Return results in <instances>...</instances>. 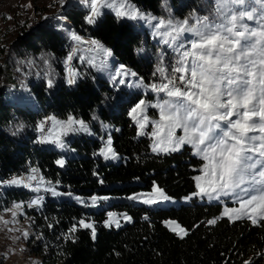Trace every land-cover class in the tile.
<instances>
[{
    "label": "trees",
    "instance_id": "obj_1",
    "mask_svg": "<svg viewBox=\"0 0 264 264\" xmlns=\"http://www.w3.org/2000/svg\"><path fill=\"white\" fill-rule=\"evenodd\" d=\"M128 1L155 17L167 16L170 11L180 18L211 15L214 11L209 6L212 0ZM65 16L76 33L99 41L118 62L140 74L145 83L156 81L160 62L155 55L161 46L147 32L109 13L96 18L95 24H89L88 11L78 7L68 10ZM28 21L8 56L6 46L1 47L0 81L4 78L7 86L21 85V63L28 59L48 60L60 80L52 82V87L45 82L30 84L29 90L41 110L5 101V95L0 97V181L37 167L49 184L61 185L81 196L129 197L151 192L154 185L171 199L192 196L197 191L194 177L200 174L204 162L193 156L188 147L180 153L153 154L152 140L148 136L138 138V128L129 116L131 106L122 101V92L86 67L79 68L75 84L65 82L71 41L57 23L49 21L29 32L34 23L29 18ZM3 58L6 62L9 59L6 68L2 66ZM73 67L76 69L75 64ZM51 115L59 120L71 116L89 124L95 119L111 124L118 130L112 136L113 148L125 162L105 165L94 156L100 142H75L80 157L67 160L61 170L57 161L62 153L52 147L40 149L38 145L40 125ZM37 195L9 189L4 202L23 205L25 218L30 219L35 232V237L28 240L29 250L41 259V264H264V221L257 225L248 219L232 222L222 217L220 204L193 200L178 209H150L115 203L111 210L127 213L133 223L109 230L103 226L105 211L95 214L85 207L50 199L39 208L29 207ZM89 216L97 223L94 240L90 230L79 229L78 225L79 220ZM212 220L216 223H209ZM167 221H176L187 235L177 236L165 225ZM73 225L79 229L75 233H71Z\"/></svg>",
    "mask_w": 264,
    "mask_h": 264
},
{
    "label": "snow or ice",
    "instance_id": "obj_2",
    "mask_svg": "<svg viewBox=\"0 0 264 264\" xmlns=\"http://www.w3.org/2000/svg\"><path fill=\"white\" fill-rule=\"evenodd\" d=\"M60 2L63 4L64 0ZM245 2L212 0L209 5L214 9L212 14L190 17L194 23H190V19L159 20L161 29L170 30L165 33L169 39L164 43L172 44L175 62L170 68L157 67L159 83L141 81L128 85L155 94V102L139 99L129 115L136 122L138 135H147L154 141L153 152L171 154L190 146L193 155L201 158L204 162L200 169L203 175L194 177L197 189L194 196L212 201L232 197L238 207L224 208L225 216L230 220L247 218L257 225L264 221V0H253V4L261 10L259 20L256 19V7L252 11L239 10L245 6ZM90 9L91 15L87 17L89 24H95L96 18L113 10L117 17L147 19L128 0H90ZM244 21L254 22L258 27H249ZM72 39L78 43L84 42L75 33ZM88 43L105 57L112 55L99 41ZM74 55L75 51L68 56V60L72 61ZM92 66L103 70L106 64L102 60L99 65L92 63ZM69 72L68 83L75 84L78 73L72 69ZM116 75L121 77L119 83L123 84V77L136 74L121 68ZM48 86L52 87L51 81ZM149 108L157 111L151 121L152 131L145 133L144 129L149 124ZM49 119L52 128L55 130L59 126V130L43 136L40 143L64 148L62 134L89 132L83 120L71 116L66 121H59L55 117ZM178 130L182 132L181 135H177ZM40 131H44V124L40 125ZM106 145L99 155L105 160L118 159L111 138ZM57 163L63 167L65 162L58 160ZM32 173L26 178L28 181L44 182L42 178L37 180V169L33 168ZM8 183L31 188L36 193L41 191L39 187L26 183L24 178H13ZM48 190L54 196L64 195L55 189H45ZM76 199L79 203H85L79 197ZM107 199L93 196L91 206L95 207L98 200ZM128 199L139 200L146 205L171 202V197L158 185L153 186L151 193L129 196ZM43 200L44 197L38 195L28 206L39 208ZM16 207L20 208L21 205L17 204ZM115 217L116 213L109 212L104 227L110 228L113 224L121 227ZM125 219L131 221V217ZM209 223L215 224L216 221ZM166 224L175 225L171 230L177 235H187L186 230L175 221H167ZM78 225L79 229L90 230L93 240L96 238L94 222L81 219ZM79 229L73 225L71 233ZM24 236L27 237L28 233L25 232Z\"/></svg>",
    "mask_w": 264,
    "mask_h": 264
},
{
    "label": "rangeland",
    "instance_id": "obj_3",
    "mask_svg": "<svg viewBox=\"0 0 264 264\" xmlns=\"http://www.w3.org/2000/svg\"><path fill=\"white\" fill-rule=\"evenodd\" d=\"M129 4L135 7V9L138 10V12L141 14L142 17H146L147 19L131 20V19L123 18V17H120V18L122 20H126L132 23L139 31L147 32L150 35L151 39H153L158 45L161 46L160 48L161 50L155 55V58H157L160 62L157 65V67L163 66L165 68H170L171 65L175 62V53L173 51V47L171 43L169 44L164 43L166 39H169V37L166 36L165 33L170 30L167 28L161 29L158 25V21L168 20V19H173L174 21H181L184 19H190V17H193V16L180 18L179 16H176L173 13V11H170L169 15L167 16L155 17L151 13H147L143 10H140L136 5H134L131 2H129ZM73 7H78L83 10H86L88 11V15H91L90 0H64L63 4H61L60 0H0V53H2V50L4 49L1 47H5V46H6L7 56L11 53L13 48L16 46L17 42L20 40L18 34L21 28L23 27V25H25V21H28V18L31 20L30 22L34 23L33 25L30 26L31 28L29 29V32L35 30L38 26H41L45 24L46 22L52 21L54 23H57L56 25L58 26V28L62 30L63 33L71 41L72 43L71 53L74 51L76 52V55L73 56L72 61H69V60L66 61L65 68H64L65 82H68V78L70 75L69 69L74 70L76 73H78V75H80L79 68L86 67V68H90L91 70H93L97 77L108 82L111 88L115 89L117 92L121 91L123 95L122 101L126 102V104L131 106L130 111H131V108L134 107L135 104L139 101V99L143 98V99H146L147 101L155 102V94H152L150 90H144V89L128 86V85L139 84L141 81L144 82L140 74L136 73L132 69L118 62L116 58L114 57L113 53L110 57H105L103 53L96 52L94 50V47L90 46V44L88 43L89 41L93 40L92 38H90L87 34H78L73 30L71 23L67 20L65 16L66 12ZM253 7H256V19L259 20L261 10L258 8V6H255L253 4V0H246L245 6L241 7L239 10L240 11H252ZM102 12H104V10H102ZM106 13L113 14L116 16L115 10L111 12H104V14ZM104 14H102L100 17H103ZM194 16L199 17V15H194ZM8 17H11V18L8 19ZM190 23H194V20L190 19ZM244 23H247L249 27H258V25L254 22L244 21ZM73 33L82 37L84 42L78 43L77 41H74L72 39ZM1 60L2 59H0V62ZM8 60L9 59H7V62ZM102 60L106 64V67L102 66L103 70L92 66V63L99 65ZM7 62H6V58H3L2 66L6 68ZM74 64L76 65V69H74L73 67ZM21 66H23V69H24V78L20 79L21 85L7 86L3 78L0 81V97H2V95H5V98H4L5 101H9L10 103L18 104L22 107H27L29 109L31 108L32 110H41L42 107L40 103L37 101L36 97L30 92L29 86L31 83L39 84V83L45 82L47 84L49 83V81L51 82L58 81L60 80L58 73L57 71L53 69L52 64L48 62V60L46 61L42 59L38 61H35L33 59L23 60L21 63ZM121 68H124L132 73H135L136 75L123 77L125 83L121 84L119 83V80L121 79V77L116 75V73H118ZM16 72L19 73L20 70L18 71L17 69ZM158 76H159V73H157L156 81L152 83L160 82L158 80ZM155 111L157 110H153L151 108L147 110L149 124L144 129L145 133H150L152 131L151 121L154 118L153 114ZM50 117H54V116L52 115L48 116L43 122L44 131L41 132L39 141L41 140L43 136L59 130V126H57L55 130L52 128V121L49 119ZM130 118L133 120L132 116H130ZM59 121H66V120H59ZM133 122L136 125V122L134 120ZM86 124L88 125L89 132H86V133L85 132H68L66 134H62L61 138L65 144L64 148H59L52 144L40 143L39 141H38V145L40 149L52 147V150L62 153V157L60 158V160H64L65 162L64 166L61 167L57 163V166L61 170H63L66 167L67 160L80 157L77 146L73 145V143L75 142H78V143L83 142V144L84 143L93 144L94 141H98L101 143V146H100L99 151L96 154H94V156L97 158H101L103 164L120 165L121 163H124L125 159H123L119 155H118V159L116 160H105L102 156L99 155L100 151L107 146L106 141L109 138H111L112 144H113V137H112L113 133L118 132V130H116L115 127L112 126L111 124L101 122L98 119L93 120L92 124H89V123H86ZM181 134L182 132L178 130L177 135H181ZM146 136L147 135H138V138H144ZM153 142L154 141L152 140V145H153ZM186 147L190 148L191 153L193 154V150L190 146H184L180 151L175 152V153L182 152ZM153 154H165V153L153 152ZM195 157L201 160L200 157L198 156H195ZM33 168L37 169V173L35 174L37 176V180L42 178L44 181L43 183H37L36 180L28 181L26 179L27 177L33 175L32 173ZM33 168H29L27 172H24L23 174H20V175H15L9 178V180L13 178H24L25 182L29 184L31 183L32 187H39L41 191L37 194L39 196L44 197L42 205L44 204V201L47 199H50L51 201L58 202V203H61V202L72 203L80 207H85L87 211L89 210V212H94L95 214H100L101 212L105 211V214H106L105 220L108 219L109 212L116 213V217L114 219L119 220L121 227L117 228L115 227V224H113L112 227L107 228L109 230L111 229L119 230L133 223L132 218L130 222L126 221L125 217H131L127 213H122V212L111 210L110 207L115 203H131L135 206H146L150 209H170V208L178 209L181 206L190 205L193 202V200H197L198 203H202V204L204 203L220 204L222 206V217H225L227 219L229 218L225 216L224 208L238 207V204L233 202L232 197H222L220 201H212V200H208L206 197H199V196H194V195L184 198L183 200L171 199V202H165L160 205H146V204L141 203L139 200L137 201L129 200L127 196L94 195L98 197H108V199L98 200L96 202V206L93 207L91 206L92 205L91 198L93 196H81L75 193L74 191L65 190L61 185H51L47 182V180L44 178L41 171L37 167H33ZM199 175H203V173L200 171ZM9 180L4 181V182L0 181V188L4 187L6 190L16 189V190L23 191V192H26L28 189V192H33L31 188H25L22 185L20 186L10 185L8 183ZM114 186L118 187L120 185H114ZM46 188L55 189L56 192L64 193V195L54 196L52 195L51 190L45 191ZM151 192H139L134 195L139 196L141 193H151ZM48 193H50L51 195H47ZM68 193H71L72 195L69 196ZM76 197H79L85 203L84 204L79 203ZM0 203H1V206H0V264H41V259L31 254L29 250L28 240L31 237H35V232L30 223V219L25 218L23 205L20 203H16V202L10 203L8 205H6L5 202H0ZM17 204L21 205V207L17 208L16 207ZM245 219L247 218L231 219V220L229 219V220L234 222V221H240V220H245ZM85 221L94 222L95 227H96L97 223L93 217L89 216L86 218ZM104 221H103V226H104ZM165 225L170 230L173 227H175V225H168L166 223ZM178 231L179 229H177V232ZM25 232L28 233L27 237L24 236ZM173 233L176 234V232H173ZM177 236L179 237L183 236L184 238L186 235L180 234Z\"/></svg>",
    "mask_w": 264,
    "mask_h": 264
},
{
    "label": "bare ground",
    "instance_id": "obj_4",
    "mask_svg": "<svg viewBox=\"0 0 264 264\" xmlns=\"http://www.w3.org/2000/svg\"><path fill=\"white\" fill-rule=\"evenodd\" d=\"M0 202H4L5 201V193H6V189L3 187V188H0ZM28 192V189L27 191ZM0 206H1V203H0Z\"/></svg>",
    "mask_w": 264,
    "mask_h": 264
},
{
    "label": "built area",
    "instance_id": "obj_5",
    "mask_svg": "<svg viewBox=\"0 0 264 264\" xmlns=\"http://www.w3.org/2000/svg\"><path fill=\"white\" fill-rule=\"evenodd\" d=\"M31 184V183H30Z\"/></svg>",
    "mask_w": 264,
    "mask_h": 264
}]
</instances>
